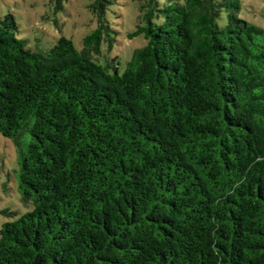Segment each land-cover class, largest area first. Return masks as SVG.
<instances>
[{
  "label": "trees",
  "instance_id": "trees-1",
  "mask_svg": "<svg viewBox=\"0 0 264 264\" xmlns=\"http://www.w3.org/2000/svg\"><path fill=\"white\" fill-rule=\"evenodd\" d=\"M88 10L80 49H33L0 17V135L27 208L0 227V264H264V29L240 0ZM119 33L144 40L122 69Z\"/></svg>",
  "mask_w": 264,
  "mask_h": 264
},
{
  "label": "rangeland",
  "instance_id": "rangeland-1",
  "mask_svg": "<svg viewBox=\"0 0 264 264\" xmlns=\"http://www.w3.org/2000/svg\"><path fill=\"white\" fill-rule=\"evenodd\" d=\"M90 0H68L63 10L54 12L49 0H0V17L12 13L19 24L18 38L27 39L28 45L36 50H46L53 46L61 35L71 38L77 48L82 47L84 35L95 27L93 15L88 10ZM119 21L124 30L134 27L137 10L134 4L117 5ZM239 16L249 23L264 29V0H240ZM225 13L220 20L223 23ZM117 45L110 56H121V69L132 51L140 47L141 37L126 39L118 34ZM107 54L92 55L98 61H105ZM13 141L0 135V227L25 212L27 208L18 192V164ZM16 211L17 216H8L2 211Z\"/></svg>",
  "mask_w": 264,
  "mask_h": 264
}]
</instances>
